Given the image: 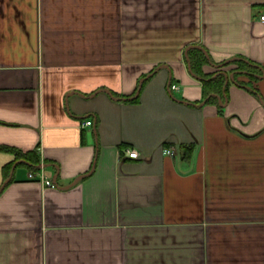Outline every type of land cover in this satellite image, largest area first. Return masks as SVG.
<instances>
[{
    "label": "crops",
    "instance_id": "crops-1",
    "mask_svg": "<svg viewBox=\"0 0 264 264\" xmlns=\"http://www.w3.org/2000/svg\"><path fill=\"white\" fill-rule=\"evenodd\" d=\"M262 13L0 0V264H264ZM193 49L225 81L212 102Z\"/></svg>",
    "mask_w": 264,
    "mask_h": 264
},
{
    "label": "trees",
    "instance_id": "trees-1",
    "mask_svg": "<svg viewBox=\"0 0 264 264\" xmlns=\"http://www.w3.org/2000/svg\"><path fill=\"white\" fill-rule=\"evenodd\" d=\"M196 51H198V50H196V49L191 50L189 52V56L187 57L188 62H189V66H190V70L192 73H194V75H196L197 77H199L203 81L205 88L210 87L209 91L207 92L206 99L209 98L208 102H212L216 98L212 95V93L217 94V95L221 94L223 92L224 87H225V81H224L223 77H221V76L215 77V74H212L209 76L202 74L201 67L208 63L209 57L207 56V54L203 50L198 51V52H196ZM194 52H195V54H194ZM229 64H231V63H229ZM128 100H131V99H128ZM182 149H183V151H182L183 159L184 160H190L194 151H195V145H193V144L185 145L182 147ZM0 151L15 152L14 149L7 148V147H0ZM17 156L24 159L25 161L29 162L30 168L34 172L39 167L40 160H39V157L37 156L36 153H34V152H30V153H26V154H22V153L19 154L18 153Z\"/></svg>",
    "mask_w": 264,
    "mask_h": 264
},
{
    "label": "built area",
    "instance_id": "built-area-1",
    "mask_svg": "<svg viewBox=\"0 0 264 264\" xmlns=\"http://www.w3.org/2000/svg\"><path fill=\"white\" fill-rule=\"evenodd\" d=\"M260 20L262 21V22H264V13H262L261 14V16H260ZM179 86L178 85H173L172 86V89L173 90H179ZM92 121H86L85 123H84V125L85 126H90V125H92ZM165 153L167 154V155H170V156H174V151H165ZM127 154H128V157L129 158H133V159H139L140 158V153H139V151L138 150H135V149H133V150H127ZM30 178L31 179H34L35 177H36V175L35 174H33V173H31L30 175ZM43 180V179H42ZM43 182L45 183V185H47V186H49V187H56V184L53 182V181H50V180H43Z\"/></svg>",
    "mask_w": 264,
    "mask_h": 264
}]
</instances>
